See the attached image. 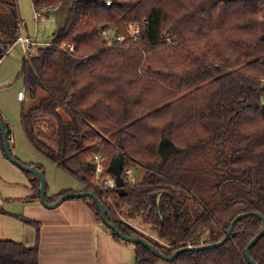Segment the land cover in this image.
Returning a JSON list of instances; mask_svg holds the SVG:
<instances>
[{
    "label": "trees",
    "instance_id": "1",
    "mask_svg": "<svg viewBox=\"0 0 264 264\" xmlns=\"http://www.w3.org/2000/svg\"><path fill=\"white\" fill-rule=\"evenodd\" d=\"M61 1L32 5L42 12ZM110 1H73L51 41L22 58L18 76L27 97L43 92L20 115L29 143L81 192L93 193L122 234L165 256L219 242L237 215L264 218V0ZM20 25L15 0H0V60L17 43ZM104 28L124 42L107 47ZM164 142L172 148L166 154ZM97 154L113 189L94 185ZM138 168L142 176L133 183L129 173ZM28 175L25 201H40V183ZM72 200L102 223L90 198ZM124 210L153 225L158 240L122 221ZM261 228L259 218H243L224 245L169 263L134 245L135 264H248L245 248ZM250 255L264 264V236ZM0 264H39L38 249L0 240Z\"/></svg>",
    "mask_w": 264,
    "mask_h": 264
},
{
    "label": "rangeland",
    "instance_id": "2",
    "mask_svg": "<svg viewBox=\"0 0 264 264\" xmlns=\"http://www.w3.org/2000/svg\"><path fill=\"white\" fill-rule=\"evenodd\" d=\"M73 1L75 0H62L57 6L44 10L40 12L38 17H35L32 0H15L21 21L20 34L31 38L34 44L37 43L35 44V49L38 46L48 44L53 34L64 24L68 9ZM134 29L132 26L131 30ZM111 32L113 33L114 31L112 30ZM34 50L31 52L32 55L35 53ZM23 57L22 46L20 43H16L0 61V115L11 131V154L16 160L26 166L37 164L42 167L47 185L46 197L53 196L61 190H77L80 186L79 182L39 154L29 143L23 132L20 122L22 110L26 111L36 104L43 93L39 92L34 101L26 96L23 102L17 100L19 92L25 94L23 78L18 76ZM43 123H47V120L44 119ZM163 144L165 146L162 147V151L165 154L170 152L171 149L167 147L169 144L167 142ZM141 176L142 169L140 168L132 169L129 173V179L133 183L138 182ZM29 177L26 172L12 164L3 151L0 150V201L5 204H2L0 209L3 211H15L19 208V203L17 202L21 199L25 200L31 195ZM101 177H103V174H101ZM104 178L109 179L107 177ZM125 212L126 210L119 217L122 221L131 227H133L132 225L137 226L138 229L133 228L145 236L158 240L157 232L153 225L145 224L140 216L127 218ZM13 224V219L0 216V240H7L6 236L1 233V229H8ZM161 243L163 244L164 242Z\"/></svg>",
    "mask_w": 264,
    "mask_h": 264
},
{
    "label": "crops",
    "instance_id": "3",
    "mask_svg": "<svg viewBox=\"0 0 264 264\" xmlns=\"http://www.w3.org/2000/svg\"><path fill=\"white\" fill-rule=\"evenodd\" d=\"M25 96L26 93L22 100H17L23 102ZM81 190L80 185L77 190L66 191L77 193ZM17 203L18 209L0 215L14 220V224L1 229V233L7 240L20 242L27 248L37 247L39 264H135L134 245L114 238L82 201L67 200L54 209L44 207L40 201L21 199ZM2 204L0 201V206ZM18 216L36 223L37 227L21 221Z\"/></svg>",
    "mask_w": 264,
    "mask_h": 264
},
{
    "label": "water",
    "instance_id": "4",
    "mask_svg": "<svg viewBox=\"0 0 264 264\" xmlns=\"http://www.w3.org/2000/svg\"><path fill=\"white\" fill-rule=\"evenodd\" d=\"M0 133L2 135V141H3V153L5 154L6 158L12 164H14L18 168H20L22 171H24L28 174H31L32 176H34L38 179V181L40 183V189H39L40 202L44 207H46L48 209H54L67 200L88 197L96 204V207L98 209V213H99L100 219L102 221V224L104 226H106L110 230L111 233L116 235L120 240H123L124 242L131 243L133 245L144 246L145 248H147L151 252V254L158 257L160 260H162L164 262H168V263L172 262L175 259V257H177L178 255L185 253V252H197V251H203V250H210V249H215V248H218V247L224 245L230 239V236L234 230V226L237 223V221H239L243 218L249 217V216H255L261 220L262 228H261V231L247 244V246L245 248V258H246L248 264H257L251 258L250 249L253 247V245L260 238H262L264 236V218L260 214H258V213H244V214L237 215L233 219V221L231 222L230 227L227 230L225 236L222 238V240H220L217 243H214L211 245H203L200 247H186V248L176 250L171 256H165V255L159 253L156 250V248L154 246H152L149 242H147L145 239L139 238V237L126 236V235L122 234L114 224L109 223L107 220V214H106V209H105L104 205L91 192H77V193L65 194V195H62L56 202H54L52 204L47 203V201H46L47 185L45 182L43 172L39 171L38 169H36L34 167H29V166L22 164L21 162H19L18 160H16L12 156L11 151H10V146H9L10 139L8 138V134H7L5 124L1 121H0ZM162 146H165V144H162ZM171 150H172V148H171ZM159 196L160 195L157 196V203H158Z\"/></svg>",
    "mask_w": 264,
    "mask_h": 264
},
{
    "label": "built area",
    "instance_id": "5",
    "mask_svg": "<svg viewBox=\"0 0 264 264\" xmlns=\"http://www.w3.org/2000/svg\"><path fill=\"white\" fill-rule=\"evenodd\" d=\"M109 0H106V5H110ZM40 12L35 11V17H38ZM112 30L109 28H104L101 30V36L106 44L107 47H112L115 44H122L125 40L123 36L116 35L114 32H111ZM139 36L137 34L132 36V40H138ZM169 41V39H167ZM17 43H20L22 46V50L24 52V56L28 57L31 52L35 49V44L33 42H30L29 39L25 38L22 34H19V37L17 39ZM69 52H73V48L71 46L68 47ZM17 98L19 100H22L24 98V94L22 92L18 93ZM12 140L10 139V142ZM93 163L95 164V175H94V185H96L99 188H105V189H113L115 187V183L109 179H106L104 177H101V174H103L104 169L102 166V162L104 161L103 157L100 154L94 155L92 159Z\"/></svg>",
    "mask_w": 264,
    "mask_h": 264
}]
</instances>
